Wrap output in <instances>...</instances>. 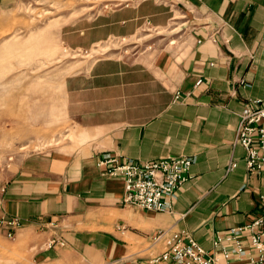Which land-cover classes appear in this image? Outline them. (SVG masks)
Listing matches in <instances>:
<instances>
[{
	"label": "crops",
	"instance_id": "crops-1",
	"mask_svg": "<svg viewBox=\"0 0 264 264\" xmlns=\"http://www.w3.org/2000/svg\"><path fill=\"white\" fill-rule=\"evenodd\" d=\"M174 18L182 29L166 50L97 58L63 78V110L80 149L32 154L7 167L0 214L18 219L17 237L36 232L30 244L38 264H149L163 251L151 238L166 228L211 253L214 237L259 214L264 171H246L235 134L243 106L264 99V0H126L63 25L59 38L68 49L88 50L143 27L166 28ZM109 156L193 162L170 211L151 212L123 206L122 181L99 164ZM53 237L65 246L49 247ZM223 264L251 263L245 256Z\"/></svg>",
	"mask_w": 264,
	"mask_h": 264
},
{
	"label": "rangeland",
	"instance_id": "rangeland-1",
	"mask_svg": "<svg viewBox=\"0 0 264 264\" xmlns=\"http://www.w3.org/2000/svg\"><path fill=\"white\" fill-rule=\"evenodd\" d=\"M125 1L0 2V189L12 163L32 154L80 149L83 140L62 104V81L68 73L97 58L134 59L164 51L181 32L182 20L174 18L166 28L143 27L130 39L111 38L88 50L61 44L63 25ZM16 235L9 239L0 231V264H38L32 257L36 246L30 244L36 232Z\"/></svg>",
	"mask_w": 264,
	"mask_h": 264
},
{
	"label": "built area",
	"instance_id": "built-area-1",
	"mask_svg": "<svg viewBox=\"0 0 264 264\" xmlns=\"http://www.w3.org/2000/svg\"><path fill=\"white\" fill-rule=\"evenodd\" d=\"M239 84H243L240 80ZM180 99L177 93L174 100ZM235 143L244 151V165L251 174L264 171V99L246 103L238 114ZM193 159L189 156L163 157L149 162H120L109 156L99 164L107 167L106 175L123 183L122 204L127 207L169 212V199L187 181ZM236 165L231 163L229 169ZM262 207L251 221L229 228L223 236L212 239L208 253L192 237L172 228L159 230L152 244L161 243L163 251L149 259V264H223L231 257H245L251 264H264V197ZM16 218L0 216V231L12 239L19 231ZM48 246L64 247L60 237H53Z\"/></svg>",
	"mask_w": 264,
	"mask_h": 264
}]
</instances>
